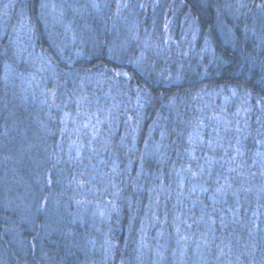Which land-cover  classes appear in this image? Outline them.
<instances>
[{"label": "trees", "instance_id": "16d2710c", "mask_svg": "<svg viewBox=\"0 0 264 264\" xmlns=\"http://www.w3.org/2000/svg\"><path fill=\"white\" fill-rule=\"evenodd\" d=\"M7 1L0 0L4 12ZM216 1L160 0L155 7L147 0L123 53L112 50L113 40L123 39L112 16L90 4L73 27L93 36L84 49L92 56L72 64L49 43L57 38L48 34L43 0H16L10 19L0 16V264H264V169L255 160L264 145L258 141L264 139V0H253L262 4L252 5L255 15H234L236 37L229 41L217 26ZM19 6L27 21L16 38ZM187 16L198 27L196 43L180 32ZM169 20V27L177 25L170 38ZM156 35L162 43L148 39ZM41 49L54 64L37 100L36 79L29 88L23 80L39 73L32 51ZM230 86L239 91L227 90L230 110L245 96L246 118L235 117L233 128L217 133L202 128L203 140L189 137L197 124L209 123L219 88ZM214 90L217 103L205 96ZM105 107L114 112L95 126L99 134L86 126L68 131L67 121L84 120L94 108L99 119ZM217 134L225 135V147L216 146ZM71 137L82 141L78 149ZM235 140L243 142L240 157ZM30 146L38 160L34 175L19 154ZM103 176L117 187L97 199ZM22 191L33 195L28 209L15 202ZM106 197L110 212L98 224L95 202ZM94 239L99 251L91 250Z\"/></svg>", "mask_w": 264, "mask_h": 264}, {"label": "rangeland", "instance_id": "374dc122", "mask_svg": "<svg viewBox=\"0 0 264 264\" xmlns=\"http://www.w3.org/2000/svg\"><path fill=\"white\" fill-rule=\"evenodd\" d=\"M163 1V0H162ZM112 2V3H111ZM160 0H152V5L156 7L157 4H159ZM147 0H43V7H42V11H44L43 13L48 17L49 19V23L47 26V30H48V34L50 36H54L57 38V40L55 42L50 41L49 43H52V45L54 46V51L56 56H61L62 58H67V60H70L69 62L72 64L75 61H82L85 62L87 60L88 56H92V54H87L88 52H86L84 49L85 47L89 44L87 42H89V40L91 41L93 36L89 35L87 33H89V30H85L83 26H79L78 30H76L75 27H73L74 25H76L77 23H83V21L86 19L85 15L86 13H88L90 11L89 9V5L93 4L94 9H97L99 11H106L107 12V16L110 17L112 16L113 18V28L118 30V33L123 37V39H118L116 41L113 40L114 42V46L112 47V50H117V52L119 51V53H123L122 50L128 49L129 45H130V37L134 34L137 33V30L139 29L140 25V19H142L143 17L141 16L142 12H144V10L146 9L145 7H148V3ZM255 3V1L253 0H217L216 1V7L218 9V11H216V20L217 21V26L219 27V31L222 37H224V39L226 41H229L231 37H236V33H233V30L231 29V21L233 19L232 16L239 14V15H255V13L253 11H255V8L253 9L252 5ZM1 4V2H0ZM17 4L16 0H8L6 2L5 10H7V12H4V10L0 9V16H1V22H5L6 20H9L11 17V10L13 9V7L15 8V5ZM255 5H262L260 2H256ZM113 6V8L111 7ZM91 7V6H90ZM221 7V8H220ZM1 8V6H0ZM156 9V8H155ZM249 10L251 12H249ZM259 10V8L257 9ZM19 11L23 14V16L19 19L18 15L17 16V23L15 24L14 30L17 32L16 38L18 37L19 34H22V30L20 28L24 27V22L27 21V18L24 16L23 13V8L22 6H19ZM260 12V15H262V12ZM113 13V14H112ZM172 17L179 19L178 15L174 14L172 15ZM263 20V19H261ZM256 20H253L251 23V26L254 28V24H257V22H255ZM259 21V20H257ZM169 23L170 20L167 21V23L164 25L165 29H166V33H167V37L170 38V34H172L174 32V30L176 31V24L175 27H169ZM179 23V21H178ZM180 24L182 26V29L180 28V32H186L187 35L190 36L191 40L196 43L199 39V36L197 35L198 32V27H195L192 19L187 17H182V19L180 20ZM172 26V25H171ZM174 26V25H173ZM197 29V31H196ZM76 31V32H75ZM249 32V31H248ZM251 32L254 33L256 35L255 31ZM224 33V35H223ZM86 35H88L86 37ZM162 37V35H156L154 36V38H148V39H152L153 41H155L156 43H162V41H160L159 39ZM166 41L167 38L165 37ZM147 42V41H145ZM54 43V44H53ZM149 47V42L146 43V47ZM93 48V47H92ZM185 49V48H184ZM206 49V47H205ZM58 52V53H57ZM113 53V52H112ZM146 53V50L142 51V56L144 58V54ZM114 56H119L114 55ZM203 56V55H202ZM116 58V57H114ZM34 65V70H38V72H43V75H40L39 73L37 75H33L31 74V78L25 77L23 80L24 85H26V88H29L30 86H32V80L31 79H36L35 81V87H36V92L34 89V85L32 87V90L36 93L33 94V97L36 98L37 100L40 99L39 96H43V91H44V86H45V82L47 81L46 78L48 79L49 76H47L46 74V68L52 66L53 60L51 58V56L49 55V53H47L46 51H38L35 56L33 57V63ZM121 64V63H120ZM121 73H124L123 69H120ZM34 73V72H33ZM42 74V73H41ZM87 78L90 80H95V78L92 76L93 73L91 74H86ZM50 78V77H49ZM180 79V78H177ZM202 79V78H201ZM26 80V81H25ZM82 86V85H81ZM23 87V88H25ZM233 87H222L219 88L220 92V99L217 103V98H213V96L218 95L217 90L215 88L214 91H208L205 96L209 99L211 98V102L212 103H217V105H215V107H212L210 110H208V118H206V120H209V123H205V122H201V125L196 126L195 128V133H193L191 136L189 137H196L198 139H205V135L203 134V130L202 128H206L209 127L211 129H213V131L215 133L220 132L221 130L225 131L227 129H229L230 127L233 128V122L235 117H238V119L240 121H242L241 119L246 118L244 112L246 111V106H247V99L245 96H243L242 99H238L236 102L240 101L241 104H239V106H235V109L230 110V104H232L230 101V99L233 96H238L239 95V91H233L232 89ZM233 91L231 93H233V96H229L230 92L227 90ZM47 98V96H46ZM45 98V101H46ZM245 98V102H243L242 100H244ZM227 104V106H226ZM234 105V104H233ZM232 105V107H234ZM93 112H89L88 117L84 120H76V119H72L70 121H67V123H72V128L69 129V132H79L83 130V127L86 126L88 128H90V130L94 133V134H99L96 130H95V126L98 127H102V125L105 123V121H110L112 116V112H114L111 107L110 108H102L100 110V118L97 119L99 116H97L98 111L94 108V110H92ZM97 116V117H96ZM41 118V117H40ZM43 119V118H42ZM203 119V118H202ZM204 120V119H203ZM238 120V121H239ZM96 122V123H95ZM43 124V121H41L38 124H35L37 127L36 128H40ZM74 124V127H73ZM239 124V123H238ZM238 124L235 125V127H238ZM194 126V123H193ZM244 124L240 122L239 127H243ZM25 129V128H24ZM22 130V137H25V130ZM133 135H136L138 133L137 128H134L132 131ZM75 133H70L71 136H74ZM24 135V136H23ZM244 135V134H242ZM216 136V135H215ZM217 136H222V139L220 142H218V145L216 146H220V144H223L222 146L225 147L226 141H224V137L225 135H221V134H217ZM32 138H34L32 136ZM241 140L243 141V138L241 137ZM260 140H264L262 138H260L258 141ZM236 141V147H235V155L236 156H241L242 151H244V146H243V142L239 141V140H235ZM210 142L212 144L213 143V138L210 139ZM69 144L71 147L73 148H77L81 146L82 141H78L77 139H75V137H71L69 139ZM215 145V144H214ZM212 145V146H214ZM22 149V148H21ZM25 150V149H24ZM24 150L22 149L21 152L19 153L21 155L22 160L27 163L29 165V171L32 175L35 174L36 172V163H38L37 157L34 154V150H36L35 147L30 146L28 147V150L26 152H24ZM45 151H46V147H45ZM257 155H255V160L259 161L261 166V169H264V145L260 146L257 148ZM24 154H21L23 153ZM235 158V157H234ZM225 160V159H223ZM244 155L243 158L239 161L236 162L237 166L241 165L244 163ZM241 168V167H240ZM100 180V179H99ZM101 184H102V190L103 192H97L95 194L97 199H102L104 196L105 191L108 190V188L110 186H112L114 188V190H116L117 185L113 184V182H110L109 180H105L104 176L102 177ZM204 191H208V189H205ZM29 192H32V190H30ZM26 192V191H22L17 197H15V202H18V204H20L22 207L24 208H30L31 206V201L33 199V195H31V193ZM106 195V193H105ZM105 197V196H104ZM85 199V198H84ZM106 201H101V202H95L96 204V221L98 223V219L97 217L99 216L100 220L101 218L104 217V215H107L110 210L108 211V208H106L108 206V204H110L111 200L109 197L105 198ZM106 203V206L103 205V203ZM102 204V206H101ZM88 210L90 211L93 206L89 205L87 206ZM88 211V212H89ZM206 214H208L206 212ZM99 224V223H98ZM207 239V233H202L200 235V239L197 241V246H200L199 250H197V253H200L202 251V248H204L205 246V242ZM94 244L91 243V250H97L99 251L100 249V245L99 242H97L96 239H94ZM110 244V240H108L107 247ZM151 260L153 261V259L151 258Z\"/></svg>", "mask_w": 264, "mask_h": 264}, {"label": "bare ground", "instance_id": "6f19581e", "mask_svg": "<svg viewBox=\"0 0 264 264\" xmlns=\"http://www.w3.org/2000/svg\"><path fill=\"white\" fill-rule=\"evenodd\" d=\"M22 16H23V14L20 15V18H21ZM232 17L234 18L235 16H232ZM44 19H45V17H44ZM41 51L44 52L45 49H41ZM37 52H38V51H35V50H34V51H32V54L35 55ZM114 54H115V53H114Z\"/></svg>", "mask_w": 264, "mask_h": 264}]
</instances>
